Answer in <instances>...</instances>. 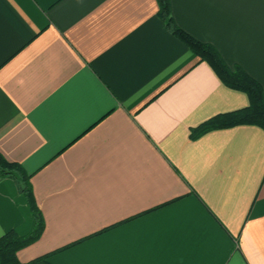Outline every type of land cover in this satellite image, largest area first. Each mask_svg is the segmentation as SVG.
<instances>
[{
	"label": "crops",
	"instance_id": "0c3cea01",
	"mask_svg": "<svg viewBox=\"0 0 264 264\" xmlns=\"http://www.w3.org/2000/svg\"><path fill=\"white\" fill-rule=\"evenodd\" d=\"M176 26L264 89V0H170ZM157 0H0V152L45 219L23 264H264V130ZM33 215L0 176V236Z\"/></svg>",
	"mask_w": 264,
	"mask_h": 264
},
{
	"label": "trees",
	"instance_id": "16d2710c",
	"mask_svg": "<svg viewBox=\"0 0 264 264\" xmlns=\"http://www.w3.org/2000/svg\"><path fill=\"white\" fill-rule=\"evenodd\" d=\"M157 1L159 16L165 20L174 34L200 60L208 62L226 86L243 91L249 97V105L215 114L192 127L190 138L195 140L212 130L226 129L238 125H257L264 130V89L261 83L244 69L240 67L231 68L213 45L196 39L176 26L170 14V0ZM32 175V173L25 170L21 163L6 159L0 152V176L15 181L19 192L25 196L33 215V225L27 234L20 235L12 229L0 236V264H23L18 257L19 250L37 241L45 230L46 223L34 194L31 182Z\"/></svg>",
	"mask_w": 264,
	"mask_h": 264
}]
</instances>
